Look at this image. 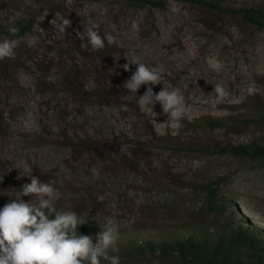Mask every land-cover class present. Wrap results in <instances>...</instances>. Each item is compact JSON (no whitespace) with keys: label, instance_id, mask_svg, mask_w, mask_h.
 <instances>
[{"label":"rangeland","instance_id":"obj_1","mask_svg":"<svg viewBox=\"0 0 264 264\" xmlns=\"http://www.w3.org/2000/svg\"><path fill=\"white\" fill-rule=\"evenodd\" d=\"M212 1L217 7L190 0H166L163 8L124 0H0V29L35 18L20 38L0 31V41H18L15 58L0 60V208L31 182L27 175L53 182L63 194L59 209L98 227L78 235L95 243L100 225L115 218L120 264H192L177 253L139 251L132 240L197 229L252 236L264 247V161L228 150L264 143V26L238 10L264 11V0ZM65 18L71 26L60 33L54 25ZM83 23L99 25L101 35L112 33L123 46L82 47L86 40L76 32ZM133 59L161 73L154 92L183 94L186 118L175 134L165 132L158 102L142 112L136 100L124 99L136 65L122 66ZM217 83L229 92L222 102ZM112 141L127 145L131 156L107 154L103 145ZM207 185L216 190L212 202ZM246 208L253 214L242 215Z\"/></svg>","mask_w":264,"mask_h":264},{"label":"clouds","instance_id":"obj_2","mask_svg":"<svg viewBox=\"0 0 264 264\" xmlns=\"http://www.w3.org/2000/svg\"><path fill=\"white\" fill-rule=\"evenodd\" d=\"M70 26L71 21L66 18L54 25L60 33H65ZM9 31L15 36L18 29L12 27ZM76 35L81 41L86 40L81 46H90L92 51L102 50L106 43L123 46L116 35H101L96 24L83 23V31H77ZM17 45L16 39L0 41V60L14 59ZM128 61L122 66L124 70L130 71V64H135L136 69L123 85L128 90L124 99L136 100L142 112L153 110L158 102L167 116L163 122L165 132L167 129L174 130V134L178 132L186 118L180 89L163 87L158 93L154 92L152 86L161 84V73L138 60ZM142 85L147 86L146 91L137 96ZM214 92L219 102L229 97V92L219 83L214 84ZM120 152L131 156L127 145H122ZM27 176L31 182L24 183L21 190L15 192V198L0 208V264H101L102 260L120 264V231L114 217L99 224L101 230L94 243L92 236L77 234L78 226L83 225L87 217L82 220L75 211L59 209L63 194L53 182H45L35 175ZM22 197L30 199L26 202ZM53 215L54 219H50Z\"/></svg>","mask_w":264,"mask_h":264},{"label":"trees","instance_id":"obj_3","mask_svg":"<svg viewBox=\"0 0 264 264\" xmlns=\"http://www.w3.org/2000/svg\"><path fill=\"white\" fill-rule=\"evenodd\" d=\"M134 4L151 3L155 6L165 7L166 0H124ZM200 4L217 7V4L212 0H190ZM245 19L264 26V11L256 10L255 8H239L238 9ZM35 24V18L30 16L18 21L14 26H9L0 29V31L7 33L13 38H20L30 31ZM15 27L18 32L15 36L9 31L10 28ZM210 124L220 123V119H208ZM94 142V141H92ZM93 146V145H91ZM104 146L106 153L114 156H119L122 143L112 141ZM134 150V149H133ZM229 151L237 154L251 157L254 160L264 161V143L254 141L251 143H243L231 146ZM121 154V153H120ZM122 155V154H121ZM209 201L212 202L216 197V190L210 185L206 186ZM242 213V211H241ZM242 215L246 216L243 212ZM54 219V218H51ZM200 222L198 226H202ZM98 230L97 225L86 221L83 225L78 226L77 231ZM200 231H189L181 237L173 238H144L141 240L133 239L132 244L139 251H156L164 256H169L172 253H177L183 260L192 264H264V247L260 245L262 241L255 237L240 235L226 236L224 233H216L210 235Z\"/></svg>","mask_w":264,"mask_h":264},{"label":"bare ground","instance_id":"obj_4","mask_svg":"<svg viewBox=\"0 0 264 264\" xmlns=\"http://www.w3.org/2000/svg\"><path fill=\"white\" fill-rule=\"evenodd\" d=\"M246 213L253 214V212H252L250 209H247V208H246V211H245V215H246ZM248 215H249V214H248Z\"/></svg>","mask_w":264,"mask_h":264}]
</instances>
